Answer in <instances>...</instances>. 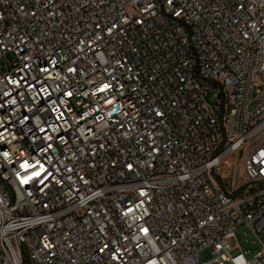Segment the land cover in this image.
Wrapping results in <instances>:
<instances>
[{"label": "built area", "instance_id": "2783aa9c", "mask_svg": "<svg viewBox=\"0 0 264 264\" xmlns=\"http://www.w3.org/2000/svg\"><path fill=\"white\" fill-rule=\"evenodd\" d=\"M262 132L264 0H0V264H264Z\"/></svg>", "mask_w": 264, "mask_h": 264}, {"label": "rangeland", "instance_id": "374dc122", "mask_svg": "<svg viewBox=\"0 0 264 264\" xmlns=\"http://www.w3.org/2000/svg\"><path fill=\"white\" fill-rule=\"evenodd\" d=\"M217 98H218V91L213 90L210 93V99L212 101H216ZM256 104L257 102L254 103L251 108H253ZM233 123H234V118L232 117L230 119L231 126H233ZM263 141H264V132L256 136L252 141L248 142L239 151L233 152L226 159V161L219 167L218 172H220V174L224 173L226 179H228L230 178L229 174L235 170L238 173V176H237L238 185L244 184L245 179H244L243 160L246 157V155H248L256 146H258ZM231 182L232 184L234 183V181H231ZM3 188H4V185L0 183V189H3ZM230 243L233 248H237V246L239 245L243 250L247 251V255L250 258H252L255 254H257V252L262 247L258 238L246 226H242L235 231V233L230 238ZM202 256L206 259L210 258L211 251L210 250L203 251Z\"/></svg>", "mask_w": 264, "mask_h": 264}]
</instances>
